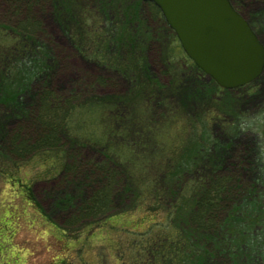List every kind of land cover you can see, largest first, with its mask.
<instances>
[{"label": "rangeland", "instance_id": "374dc122", "mask_svg": "<svg viewBox=\"0 0 264 264\" xmlns=\"http://www.w3.org/2000/svg\"><path fill=\"white\" fill-rule=\"evenodd\" d=\"M118 1L121 2L119 7L122 8L124 15H128L127 0ZM140 1L139 12L145 18L142 20L144 26L142 32L139 34L137 20L126 24V29L128 33H132L133 30L137 32H133V37L141 36V39L138 37L136 40L139 49L143 45L147 46V50L142 52L145 59L138 58L134 62L142 66L145 61L149 65L153 75V79L149 82L144 78L136 82L140 78L124 73L123 68L117 65V62L119 63L117 52L121 56L128 53L124 52L122 47L118 48L114 45L115 40H105L106 47L101 41L102 48L99 51L106 54L103 60H88L75 50L72 40L61 30L59 25L61 22L52 13L54 8L46 5L45 9L33 12L39 18V31L43 41L53 49V52L60 55L56 72L47 82L50 88L48 92L53 93L54 99L60 93H66L68 88L78 82H82L79 86L84 85L86 91L85 95L72 106L68 107L67 104L64 106L67 113L63 111L66 131L62 133L61 141L65 143L64 145L28 151L20 156L17 154L12 156L9 153L11 144L7 145L9 139L7 133L18 128L19 119L15 115H4L3 102H0V135L5 133L3 137L0 136V264H143L140 257L137 261L136 251L146 245L150 247L154 244L156 242L154 239L157 238L155 235L170 225L168 222L170 217L166 211L172 202L170 205L166 202L163 206L162 204L158 206L160 203H156L153 197L146 199L144 196L142 201H131L120 197L116 200L112 211L103 212L105 214L93 219L77 217L76 209L81 205L78 203L58 209L61 205L60 201L68 199L69 194L77 193L74 191L76 190L74 186L77 181L83 180L80 179L82 175L90 177L85 173V165H82L79 171L81 170L83 174L80 173L77 179L72 178L68 182L63 173L59 174L63 166L60 151L64 148L65 158L70 163L76 161L78 163V160L99 161L101 158L99 152L89 147L78 151V143L73 144V140L91 132L89 123L97 121L101 110L99 103L106 102L105 99L109 96L125 94L128 100L130 97L135 99L127 109L132 112L134 121L142 120V122L136 123L131 128L132 132L128 131L127 134L122 132L121 136L129 137V145L132 147L134 144L139 146H134L132 149L136 152L133 156L136 157V161H144L142 164H137L135 166L137 169L133 170V173L139 176L137 179L140 178L142 181L147 170L154 167L146 158L144 160L142 155L148 156L153 153L166 156L169 153V157L175 156L180 148L196 142L203 125L207 123L211 136L220 145L219 148L226 150L225 156L216 158L221 160V164H217L222 168V174L235 170L240 178L244 179L243 182L254 177L253 173L257 174V166L254 164L256 155L261 150L264 152V69L255 80L238 91L235 89L230 93L228 90L216 89L212 94L210 87L202 91L200 84L207 83L208 76L204 78L198 75L192 61L179 45L174 32L166 25L161 12L155 13L146 2ZM113 2L116 6V0ZM232 2L245 19L252 23L259 41L264 44V0H232ZM87 14L90 17L85 23L91 28L84 34L83 39L93 44L91 29L96 31L97 27L98 30L101 29L102 34L106 29L98 27L101 21L98 14L92 11H88ZM108 14L117 25H120V22L126 23L125 16L117 18L118 12L113 6L109 8ZM148 24L153 26V34L156 36L153 39L150 36L149 40L148 34H144ZM15 45V41L10 42L9 36L0 31V60H2L0 79H4V82L0 83V88L5 85V79L11 78L12 81L14 79L16 73L11 71V65L19 61V58L25 57L22 53V44L12 49ZM91 47L90 50L93 51ZM125 59L126 57L123 60ZM48 72L53 73V69ZM136 72L140 74L138 70ZM142 74L141 71L140 75ZM90 83L92 85L87 87ZM144 85H148L146 95L144 94L145 99L150 92H153L154 103L149 104V109L144 105L139 107L140 100L143 102L144 100L138 95L136 98L132 92V88L137 93L142 91ZM37 88L39 84L33 85L32 91L25 94L21 100L23 107L31 111L29 115H24L25 118L32 117L37 112L39 103L31 97ZM58 98L65 104L62 97ZM86 98L88 103L84 105L83 101ZM0 100H2L1 95ZM122 105L126 106V103ZM15 107L16 104L13 105V108ZM105 108L109 112L107 118L109 122L120 119L117 114L118 106L114 103ZM237 118L240 128L245 131L230 135L232 122ZM32 119L33 117L30 118ZM129 148H122L121 153L128 154ZM76 153L77 157L74 156ZM7 156H12L13 160H8ZM110 161L114 169H117V162L112 159ZM119 161L121 165L130 163L122 157ZM144 167H147L146 171ZM133 177L136 178L134 175ZM185 183L187 185L183 184L182 194L192 182L186 180ZM180 187L178 186L177 189L180 190ZM258 189L257 186L252 194ZM88 193L90 189L84 187L81 196ZM127 197L131 198V195ZM165 221L168 224L162 228L163 225L159 223L165 224ZM140 241L147 243L140 244ZM150 261L152 260L149 259L148 262ZM219 261L226 262V259H217V262ZM213 262L216 264V260ZM160 264H165V261Z\"/></svg>", "mask_w": 264, "mask_h": 264}, {"label": "trees", "instance_id": "16d2710c", "mask_svg": "<svg viewBox=\"0 0 264 264\" xmlns=\"http://www.w3.org/2000/svg\"><path fill=\"white\" fill-rule=\"evenodd\" d=\"M116 2L117 5L115 6L113 0H0V31L9 36L10 42H16L12 49L18 48L17 45L21 43L22 53L25 54V57L19 58V61L11 65V71L16 73L13 81L11 78L9 80L5 79V85L0 88L3 114L15 115L20 122L18 128L7 133L9 135L7 145L11 144L9 153L12 156H15V154L20 156L24 152L50 149L55 146L57 148V145H64L65 143L61 141L62 133L66 131L64 117L67 113L64 106L66 104L69 105L68 107L72 106L75 101L77 102L80 97L85 95L84 92L86 91L84 85L79 86L82 82L72 85L71 88L66 90V93L57 95L62 97L65 104L61 100L59 101L57 96L54 100L53 93L48 92L50 88H48L47 82L56 72L55 68L60 62V55L53 52V49L49 48L47 43L43 41L39 31V18L33 12L45 9L46 5L54 8L52 13L61 22L59 24L61 30L72 40L74 48L76 47L75 50L83 54L88 60H103L106 54L99 51L102 48V42L106 47L105 40H115L114 45L118 48L122 47L123 51L128 53L121 56L117 52L119 60L117 65L123 68V72L132 77L140 78L136 82L142 81V78L148 82L153 79L149 65L145 61H143L144 65L142 66L134 62L138 58L143 60L144 57L145 59L142 52L147 50V46L143 45L139 49L136 40L138 37L141 39V36L135 35L133 37L135 31L128 33L126 29V24H131L133 20H137L139 34H141L142 20L145 19L139 12L138 4L141 1L127 0L128 15L126 14V16L122 8L119 7L121 2L118 0ZM230 2L234 5L232 0ZM146 4L155 13H159L155 5L150 2H146ZM112 6L118 12L117 18L125 16L126 23L122 24L120 22L121 24L117 25L115 20L110 18L108 10ZM88 11L98 14L101 20L98 27L106 29L103 34L101 29L98 30L97 27L95 28L96 31L91 29L93 44L83 39L84 34L91 28L85 23L90 17L87 14ZM150 12L152 13V10ZM150 25H147L146 33L144 32V34H148V40L156 37L153 34V26ZM99 34H101L100 38ZM90 46H92L93 51L90 50ZM88 50L90 51L88 52ZM125 57L126 59L123 60ZM193 66L198 75L206 77L199 68ZM52 69L53 73L50 74L48 71ZM136 70L140 74L142 71L143 74H138ZM2 82H4V79H0L1 84ZM38 84L39 88L34 91L31 97L39 103V107L37 112L33 114V119L30 120L31 116L25 118L24 115H29L28 113L31 111L23 107L21 100L25 94L32 91L33 85ZM88 85L87 87H90L92 83ZM147 86L144 85L142 91H139L140 93L132 88L134 96L136 98L140 96L144 100V102L140 100L139 107L144 105L148 108L150 107L149 104L154 103L152 101L153 92H150V95L145 99ZM200 87L202 91L210 87L212 94L216 89L222 90L209 77L208 82L201 83ZM236 90L238 91L240 88ZM229 91L231 93L233 90ZM125 96V94L109 96L108 99H105L106 102L99 103L101 109L98 113L99 118L97 121L89 123L91 132L73 140L75 145L77 143L82 144H77L78 151L89 147L94 148L95 152H99L101 155L99 161L82 162L78 160V163L76 161L72 164L65 158L64 148L60 151L63 166L59 174L63 173L68 182L72 178L77 179L80 176L79 174L82 172L79 171V168L82 165H85V173L90 177L87 178L82 173L80 179L83 180L77 181L74 186L76 188L74 191L77 193L69 194L68 199L60 201L61 205L58 206V209H64L78 203V205H81L76 209L77 217L79 219H93L105 214L103 212L112 211L116 200L120 197H125L131 201H142L144 196H146V199L153 197L156 203H160L158 206L161 204L163 206L166 202H169L170 205V202H172L170 208L166 211L170 217L168 219L170 225L165 227L168 224L166 221L165 224L164 222L159 223L163 225L162 228L165 227L166 229L155 235L157 238L154 241L156 242L150 247L140 245L147 243L146 241H140L139 245L144 247L136 251L138 253L137 261L140 257L143 264H160L164 261L165 264L168 262H171V264H214V260H216V264H264L263 150L256 155L254 164H256L258 171L256 175L253 173L254 177L249 180L246 179L249 182H243L244 179L242 180L235 170L231 173L222 174V168L217 164H221V160L216 158L225 156L226 150L219 148L220 145L211 136L207 123L203 125L196 142L191 143L188 147L185 145L184 148H180L181 151H177L175 156L169 157V153L166 156L153 153L148 156L142 155L143 159L146 158L154 167L147 170L146 176L141 181L140 178L137 179L138 174L136 176L133 173V170L137 169L135 166L144 162H138L136 157H133L136 152L132 149L138 145L134 144L133 147L129 145V137H122L121 133L132 132L131 128L136 123H141L142 120L134 121L135 119H132L133 114L127 108L135 99L130 97V100H128ZM87 99L83 101L84 105L88 103ZM113 103L118 106L117 114L120 119L109 122L107 120L109 112L105 107L107 105L112 106ZM123 103H126V106L122 105ZM15 104L16 107L13 108ZM7 105H10V107ZM232 124L231 132L229 131L230 135L234 132L245 131L242 127L240 128L238 118ZM1 131L3 132V129ZM114 132L116 133L114 134ZM3 135H5L4 132L0 136L3 137ZM70 141L72 142L71 139ZM125 147H130L128 154L121 153L122 148L125 149ZM12 156H7V159L13 160ZM74 156L77 157V153ZM120 157L130 163L121 165ZM111 159L117 162V169H114ZM132 164L135 165L130 166ZM146 169L147 167H144V171ZM186 180H190L192 183L188 184L189 188L182 194L183 184L187 185ZM83 185L90 189L89 195L81 196ZM178 186H181L180 190L177 189ZM257 186L259 187L258 191L252 194ZM68 191L71 192L69 188ZM128 195H131V198L127 197ZM182 226L185 228H182ZM221 258L226 259V262H217V259ZM149 259L152 260L150 263L148 262Z\"/></svg>", "mask_w": 264, "mask_h": 264}, {"label": "water", "instance_id": "95a60500", "mask_svg": "<svg viewBox=\"0 0 264 264\" xmlns=\"http://www.w3.org/2000/svg\"><path fill=\"white\" fill-rule=\"evenodd\" d=\"M156 5L185 54L219 86L257 77L264 46L229 0H146Z\"/></svg>", "mask_w": 264, "mask_h": 264}]
</instances>
